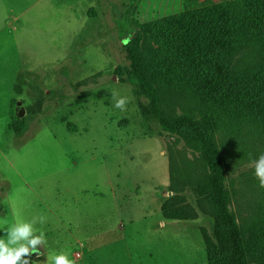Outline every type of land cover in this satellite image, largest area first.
Listing matches in <instances>:
<instances>
[{"label":"rangeland","instance_id":"374dc122","mask_svg":"<svg viewBox=\"0 0 264 264\" xmlns=\"http://www.w3.org/2000/svg\"><path fill=\"white\" fill-rule=\"evenodd\" d=\"M223 1L0 0V238L35 217L47 243L34 264L61 254L75 264H206L200 228L211 220L160 214L173 137L140 116L122 41L138 24ZM10 109L23 118L19 135ZM238 133L216 138L232 208L251 226L264 217L252 164L262 145Z\"/></svg>","mask_w":264,"mask_h":264},{"label":"trees","instance_id":"16d2710c","mask_svg":"<svg viewBox=\"0 0 264 264\" xmlns=\"http://www.w3.org/2000/svg\"><path fill=\"white\" fill-rule=\"evenodd\" d=\"M126 37L123 81L147 128L154 122L173 137L162 218L193 220L200 213L211 220L210 229L200 228L206 264H264V217L249 226L232 208L216 138L218 129L245 131L253 146L262 145L254 153L264 154V0L185 10L138 24ZM10 110L19 135L23 118Z\"/></svg>","mask_w":264,"mask_h":264},{"label":"clouds","instance_id":"9594fccd","mask_svg":"<svg viewBox=\"0 0 264 264\" xmlns=\"http://www.w3.org/2000/svg\"><path fill=\"white\" fill-rule=\"evenodd\" d=\"M128 42V40L122 41L125 45ZM113 96H116L115 92H113ZM127 103L128 98L121 97L116 100L115 107L125 110ZM252 164L255 167V176L259 180V186L264 188V154H261ZM38 219L40 224L45 222L43 216ZM36 223L37 218L35 217L28 222L17 220L15 225L6 230L7 240L0 238V264H34L28 257L32 253L40 255L37 245L47 243L42 231L39 235L36 234L37 229L34 227ZM52 260L54 264H75V260H69L64 254L54 256Z\"/></svg>","mask_w":264,"mask_h":264},{"label":"water","instance_id":"95a60500","mask_svg":"<svg viewBox=\"0 0 264 264\" xmlns=\"http://www.w3.org/2000/svg\"><path fill=\"white\" fill-rule=\"evenodd\" d=\"M17 104H20V101H18ZM18 115H19V116H22V115H23V112L20 111V112L18 113Z\"/></svg>","mask_w":264,"mask_h":264}]
</instances>
